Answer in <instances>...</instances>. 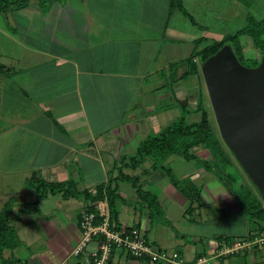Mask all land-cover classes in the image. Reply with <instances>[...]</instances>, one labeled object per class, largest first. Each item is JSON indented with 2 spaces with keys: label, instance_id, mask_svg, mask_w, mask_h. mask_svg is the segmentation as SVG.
<instances>
[{
  "label": "crops",
  "instance_id": "crops-1",
  "mask_svg": "<svg viewBox=\"0 0 264 264\" xmlns=\"http://www.w3.org/2000/svg\"><path fill=\"white\" fill-rule=\"evenodd\" d=\"M222 2L202 0L204 22L222 20L218 8ZM252 2L250 10L256 16L248 9L244 18L249 14L256 20L264 18V1ZM118 3L47 0L41 5L29 0L25 7L0 14V211L14 197L10 214L18 215L9 220L17 244L3 249L1 256L18 259L16 264H83L87 248L72 255L81 238L79 214L96 205L109 211L104 197L91 201L84 192L91 196L96 185L109 184L118 194L113 201L118 226L138 225L158 248L176 250L187 261L217 253L215 264H264V241L220 254L225 243L221 237L264 235V221L257 218L258 224L243 229L208 225L214 217L201 212L204 205L224 199L237 209L236 196H229L225 186L205 184L209 170L182 158L179 174L173 175L185 181L183 187L199 189L201 205L196 207L170 183L158 166L161 162L155 166L146 157L134 168L124 166L140 142L170 124L163 117L177 105L186 120L198 118L193 92L175 84L198 75L180 77L193 42L203 36L172 23L178 20L177 9L169 10L168 0ZM181 3L195 21L197 4ZM219 31L210 36L231 33L224 27ZM188 101L192 111L187 109ZM199 148L191 151L205 159L195 152ZM172 156L164 159L170 161ZM119 171L137 177L141 189L156 196L162 211L159 222L149 215L131 183L116 178ZM31 174L47 182L72 180L75 194H47L24 211V204L34 197L27 182ZM176 221L182 223L170 228ZM108 264L149 263L114 253Z\"/></svg>",
  "mask_w": 264,
  "mask_h": 264
},
{
  "label": "trees",
  "instance_id": "trees-1",
  "mask_svg": "<svg viewBox=\"0 0 264 264\" xmlns=\"http://www.w3.org/2000/svg\"><path fill=\"white\" fill-rule=\"evenodd\" d=\"M28 1L29 0H0V12H6L9 10L25 7ZM38 1L41 5H43L45 4L46 0ZM168 8L169 10L177 9L184 16L189 17V19L192 21L191 16L184 10L183 6L181 5V0H168ZM248 21H251L252 23H259L260 20H254L253 18H250ZM250 29L251 28H249L248 26L244 29V31H248ZM242 31L243 29L227 35L222 40H212L199 49H193V51L187 58V68L185 71H183L180 77H186L190 74H198L197 64L200 66L207 57L214 54L224 44L230 45L235 57L237 58L239 63H241L239 57L236 54L238 46L237 44H234L237 47L235 46L233 48L231 46V41L235 39L237 34L241 33ZM263 31L264 29H262L260 32ZM251 37L254 45L258 47V36L251 34ZM202 39L203 38L200 37L194 42L198 43ZM258 49L260 50V54L258 56L259 60L261 55H264V48L259 47ZM193 58H196V61H194ZM257 64L258 62H255L253 66H256ZM196 111L198 112V118L196 120L188 121L186 120L185 115L182 114L176 120L171 121L170 124L160 129L156 134L147 136L142 142L137 145L134 155L127 158L128 163H125L124 166L134 168L146 157L153 159V161L155 162H153V164L156 166V162H161V160H163L170 154H176L185 160L194 161L196 164L202 166L206 170L212 171L213 169L216 173H218V176H220L217 167H211H213V165H216L215 163L219 162L220 158L224 163H228L229 158L232 156L229 153L228 149L223 146L219 138H217L211 132L208 123L207 111L202 107L200 98L196 104ZM196 147H206L210 157L212 158V162L210 160L199 158L194 152L191 151L192 148ZM158 166L159 168H162L164 173L168 176L170 183L180 192L185 193L184 195L188 197L190 204L191 202L195 201L196 207H199L201 205L198 188H194L193 186L181 187L179 185L180 181L174 179L168 167H164L161 163ZM116 178L122 181H129L131 183L132 187H134L135 189L137 197L142 203H144L145 207L149 211V215L152 218L158 217L161 214L162 211L156 201V196L149 191L141 189V187L137 184V177L129 176L119 171V174ZM27 182L31 184L34 189V197L32 201L24 204V211L26 209H29L30 206L35 205L39 200L45 198L47 194L61 192V195L64 197L75 194V191L72 190L74 186V182L72 180L60 183L47 182L40 178H36L35 174H31V176L28 177ZM94 189L95 193L93 195L90 196L88 192H84L85 195H87L91 201L104 197L109 206L108 218L110 220V224L113 228L121 229L116 222V216L113 210V201L116 197H118V194L116 193V187H110L109 184H98ZM242 193L245 197L249 194V191L248 189H244L242 190ZM235 196L237 198L238 194H236ZM13 198L14 197H10L5 202L2 210L0 211V264H16L18 262V259H6L1 256V252L3 249H11L17 244L15 231L12 226L9 225L10 219L18 218V215L12 216L10 214V206L14 200ZM260 198L262 201L256 200L254 204L255 209L248 213L250 214V217L252 215V217H256L264 221V195L260 196ZM245 204H248V206L250 207L253 205L251 203ZM237 207L240 208L241 204L238 203ZM93 208L94 207L89 206L85 210H93ZM188 208H191V206L189 205ZM132 227L137 228L138 225H133L125 228ZM221 238L226 244H229L232 241L236 240L232 237L226 236ZM217 239L220 238L218 237Z\"/></svg>",
  "mask_w": 264,
  "mask_h": 264
},
{
  "label": "rangeland",
  "instance_id": "rangeland-1",
  "mask_svg": "<svg viewBox=\"0 0 264 264\" xmlns=\"http://www.w3.org/2000/svg\"><path fill=\"white\" fill-rule=\"evenodd\" d=\"M118 1L120 3L123 2V0H118ZM252 1H254L255 4L257 5H260L264 0H233V2L232 0H225V2H222L220 4L221 6H218L219 11L222 12L220 14V17L222 18V20H219L213 23L212 21L204 22L205 18L203 17V11H200L201 10L200 6L205 7V5L202 3V0H198L196 1V3H194L192 0V4L193 5L197 4L196 8L199 9V12H196L195 14V21L192 18V22H191L189 17L184 16L180 11L177 10L178 20L177 21L173 20L172 23L178 24L177 26L179 27H181V24H183V26H187L188 27L187 29L190 32H192V34L195 35L196 37L201 36V35L203 36V39L199 41L198 43L193 42L192 51L193 49H199L201 45L207 44L212 40H222L224 38V35L221 38H214V37H211L210 35L212 33H219V32L221 33L222 31H219V30L223 27L229 30L227 32L228 34L230 32H231L230 34H232L234 32H238L241 29H243V31L237 34L236 38L231 41V44H232L231 46L234 48L236 46L234 44H237L238 47L237 46L236 47L238 50L236 54L239 57L241 64L243 66L250 67V66H253L255 62L259 63L258 56L260 54V50L258 48L259 47L264 48V31L260 32L262 29H264V18H262V20L260 19L259 23H252L251 21H248L250 18H253L251 14L247 15L244 18L243 11H246L248 9L254 16H256V13L250 10L252 8L250 7L251 4L253 3ZM105 5H107V2L105 3ZM119 8L121 7L117 6V9ZM0 14L4 15L5 12H0ZM253 19L256 20V18H253ZM202 21L204 23H202ZM200 25L203 26L202 30H201ZM248 26L249 28H251L250 30H248L250 32H248L247 30L244 31V29ZM251 34L258 36V40H259L258 47H256L254 43L252 42ZM184 67L185 68L187 67V63L186 65L181 66V70L182 68L184 69ZM197 70H198L197 76H189L186 79H181L177 81L175 86L177 88L180 86L186 92H190V93L193 92L191 93L194 96L193 101L198 102L199 98L201 99L202 107L207 111L210 130L217 138H219V140L225 147L224 143L222 142L220 138L219 132H218L217 124H216L215 117L213 114V109L210 104V101H209V98L206 92L204 80L202 77V73L200 70V66L198 64H197ZM171 75L173 76V74ZM186 106L189 111L193 110V107L191 106L189 101H188V105ZM182 114L184 115L185 112H183L180 106L177 105L175 111L172 110L171 112L166 113L165 117L163 118L164 120H166L165 122H167V120L174 121ZM195 152L198 155L200 154L204 156L206 155V158H205L206 160L211 161L212 159L206 147H200L199 149H195ZM161 163L163 164V166L165 165V167H169L171 169L172 176L174 175L175 177H177L176 175L179 174V169H180L179 165L180 163H184V161L178 155L173 154L170 161L163 159L161 160ZM190 163L194 165L192 161H190ZM215 164L216 165H213V167L211 168L217 167L220 173V176H218V173H216L213 169L212 171L209 170L208 175L205 178H203L205 180V184L209 187L210 183L212 182L219 183L220 185L225 186V188L227 189L228 195L230 194L229 196L234 197L236 194H238L237 198L234 197L233 202H235V205H238V203L241 204V207L239 209L237 207V209L232 210L231 207L228 206V203L224 201V199L222 200V202L218 201L214 203L213 202L208 203V205H204L201 212L207 213L208 216H211L212 214L213 216H211V218L214 217V220L212 221L210 220L208 222V225L212 224L218 230H225V229L227 230L230 227L231 228L235 227L237 229L238 228L243 229L244 226L251 227L252 223L254 222L255 224H258L260 220L259 221L255 220L257 218L252 217V215L250 217V214L248 212L253 211L255 209L254 204L256 200L262 201L260 198L261 195H259L258 193L254 191L250 183L245 178L240 167L237 165L236 161L232 157L229 158L228 163H224L223 160L220 158L219 162H216ZM183 184L184 182H180L179 185L183 187ZM244 189H248L249 191V194L245 197L242 193V190ZM245 203H251L253 205L250 207L248 206V204H245ZM160 216L161 215H159L158 217H155L158 222L160 220L159 218ZM181 223H182L181 221H178L177 223H173V226L171 225H168V226H171L170 228L173 229L175 227L176 228L179 227ZM86 248H87L86 253L92 251L94 248V243L92 242L87 243Z\"/></svg>",
  "mask_w": 264,
  "mask_h": 264
},
{
  "label": "water",
  "instance_id": "water-1",
  "mask_svg": "<svg viewBox=\"0 0 264 264\" xmlns=\"http://www.w3.org/2000/svg\"><path fill=\"white\" fill-rule=\"evenodd\" d=\"M200 70L222 142L254 191L264 195V55L246 67L224 44Z\"/></svg>",
  "mask_w": 264,
  "mask_h": 264
},
{
  "label": "built area",
  "instance_id": "built-area-1",
  "mask_svg": "<svg viewBox=\"0 0 264 264\" xmlns=\"http://www.w3.org/2000/svg\"><path fill=\"white\" fill-rule=\"evenodd\" d=\"M78 227L81 238L72 250V255L80 254L87 243H94L92 251L83 257V264H108L114 253H123L133 258L146 260L149 264H215V256H200L186 261L177 251L160 249L148 241L141 228H113L107 210L96 205L93 210H83L79 214ZM264 241V235L251 239H236L229 244L223 243L220 254H229Z\"/></svg>",
  "mask_w": 264,
  "mask_h": 264
}]
</instances>
